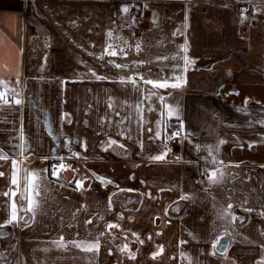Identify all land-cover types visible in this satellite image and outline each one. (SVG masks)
I'll return each mask as SVG.
<instances>
[{"label":"crops","instance_id":"crops-1","mask_svg":"<svg viewBox=\"0 0 264 264\" xmlns=\"http://www.w3.org/2000/svg\"><path fill=\"white\" fill-rule=\"evenodd\" d=\"M130 1L139 9L123 28L122 8ZM208 2L0 0V80L8 89V103H0V152L8 157L0 159V225L12 233L7 243L0 239V264H13L12 253L20 264H264V2L250 21ZM149 19L156 23L151 31ZM108 42L127 56L109 57ZM185 55L194 63L183 72ZM109 59L130 67L117 69ZM89 69L113 79L97 80ZM174 70L184 77L178 88H153L139 76L135 87L118 80L133 71L168 79ZM240 72L252 80L244 84L252 98L231 80ZM160 96L175 115L168 117ZM180 122L172 146L168 129L180 130ZM110 139L118 144L105 150ZM52 157H73L72 170L53 176ZM13 159L19 189L11 183ZM217 168L223 177L210 181L206 173ZM25 169L39 174L29 212ZM13 203L17 220L5 224ZM229 203L242 221L220 218ZM225 227L228 245L220 255L212 241ZM100 232L98 250L53 243L61 236L92 240Z\"/></svg>","mask_w":264,"mask_h":264},{"label":"snow or ice","instance_id":"snow-or-ice-1","mask_svg":"<svg viewBox=\"0 0 264 264\" xmlns=\"http://www.w3.org/2000/svg\"><path fill=\"white\" fill-rule=\"evenodd\" d=\"M122 11L124 13H127L129 11L128 7L125 6L122 8ZM133 22H135V18H132ZM176 33H173V35H175ZM109 37H111L112 33L111 31L108 32L107 34ZM135 47L137 49H139V44L135 45ZM104 53H106L109 57H115L118 54L122 55V56H127V52L124 50V48H120L119 49V53L117 51V48L113 46V44L111 42H108L104 48ZM185 51H187V49L185 48ZM103 58V56H101V59ZM166 59V58H165ZM184 60V67L182 69L183 72L187 71V67L190 63H194V61H191L190 58L188 56H184L183 57ZM108 64L114 65L115 68L117 69H129V64L128 63H117L115 60L109 59L107 61ZM136 64H142L144 63L143 61H138V62H134ZM176 68L178 69V66H176ZM89 71L91 72L92 76L95 77V79L97 80H107V79H113V77L107 76V75H98L94 70L89 69ZM181 70H174L173 71V76L175 77L174 81H169L167 78L164 79H150V78H145L143 75H141L139 72L133 71L131 73V75H120L118 77V80L120 83L125 84V83H131L133 85V87H135L137 85V80L135 79V77L139 76L140 80L143 81L144 84H150L153 86V88H166L171 86L172 88H178L180 87L183 83H184V77L182 74ZM8 89H7V85L5 83V81L0 80V102L2 103H8L7 99H6V93H7ZM151 95H155V93L149 92V96L148 98L151 97ZM161 102H162V108L163 107H167L168 112L167 115L168 117H172L173 115L176 114L175 110L173 109V107L171 105H164L163 104V96L159 97ZM15 103L17 105L21 104L22 101L20 99H15ZM245 103H247V98L245 99ZM111 106V105H110ZM151 110V109H150ZM64 115L66 114H62L61 115V120H63ZM69 123H71V120L68 121ZM163 121H158V123H162ZM183 130V123L180 122V130H177L175 132H173L171 134L172 137L178 136L180 135V131ZM149 131H151V129H149ZM160 131L158 130L155 135L156 137L160 136ZM51 135V133H50ZM151 139V137H150ZM220 144L225 143V141L220 140L219 141ZM113 144H118L117 141L115 140H109L107 145L105 146V150L107 149V147H110ZM67 146V145H66ZM119 147L123 148V145H118ZM251 146V145H250ZM197 149H199V145L196 146ZM208 151H209V155L212 156V161L211 163L216 164L217 160L216 157L214 155H212V148L211 146H208ZM78 155V154H77ZM8 157L3 153L0 152V159H7ZM162 156L161 155H157L155 157H153V159H161ZM45 159H47V157H45ZM62 159V158H61ZM219 163H222V161H220ZM59 168H64L66 167L63 162H61L58 166ZM4 175L3 172H0V176ZM52 175L56 176L57 175V166L53 165V171H52ZM206 175L208 176V179L210 181L216 180L218 177H223L224 175V170L222 168H217L215 170H212L210 172H207ZM18 177H19V169L17 167V161L15 159L12 160V172H11V183L13 185H17V188L19 189V184H18ZM39 178V174L35 171H28L27 169L24 170V183H25V187H24V191L22 193V196L27 200V207L24 209L25 212H29V211H34L37 201L34 199V195L37 194V189H38V184L36 183V181ZM97 179H99L103 184L107 185L108 183H112V181L107 180L106 178L99 176L97 177ZM83 183V178L76 180V185L77 187H81ZM5 195H7V193H5ZM12 195L15 196L16 192L13 191ZM182 199H187L188 197L186 195H182L181 196ZM111 206V205H109ZM232 207L233 205L231 203H229L227 205L226 208L221 207L219 215L220 218L224 219V220H228L229 217L231 218V221H236L237 219H240L241 221L243 220V217H237V215L232 211ZM240 207L243 209V204L240 205ZM175 210H179V209H175ZM245 211H249L251 212L252 209L248 208V209H244ZM17 220V209H16V204L13 203L12 204V210H11V215H10V219H8L7 221H5V224H11L14 221ZM87 223H91V221H87ZM113 227H119V225L117 224H112V223H108L107 224V228L111 229ZM3 228V225H0V229ZM104 235L103 232H100L97 234V236L92 239V240H87V239H83V240H71V241H64L63 236H61L59 238L58 241H54L53 243H55L58 247H65L66 244L70 243L72 245H74L77 248H81L83 250L86 251H93V250H98L100 247V237H102ZM133 235H136L135 233H133ZM224 235H228V228L225 227L224 230L220 233V235L216 236V238L212 241V248L215 250L217 245L220 244L221 242V237ZM142 243V241H141ZM181 243H184V241H181ZM128 249V245L124 244L122 247H120V251L123 252L125 250ZM163 249L161 248V251ZM154 256L156 255V253L153 254ZM181 255L183 256L184 254L181 253ZM129 256L130 258H134V255L129 252Z\"/></svg>","mask_w":264,"mask_h":264},{"label":"rangeland","instance_id":"rangeland-1","mask_svg":"<svg viewBox=\"0 0 264 264\" xmlns=\"http://www.w3.org/2000/svg\"><path fill=\"white\" fill-rule=\"evenodd\" d=\"M207 1H209L208 3H216V4L219 3V4L223 5V6L229 7L235 13V15L237 17H240V15H242V17L246 21H250V19L253 17L254 10L257 8V6L263 5V2H264V0H207ZM215 9H217V8H215ZM242 11H245L246 13L243 14ZM211 15L219 16L220 13H219V11L211 12ZM146 22L148 24V29H149L148 31H151L153 29V27H155L154 25H156V23H152L150 21V19L147 20ZM248 26L249 25H242L239 30L247 32V30L249 29ZM150 59H152V57L150 58L148 55L145 56V61H150L151 62ZM166 74H168V76H169L168 79L174 81L175 77L173 76L172 72L171 73L167 72ZM247 76H248L247 73L240 72V73H237L235 75V78H231V80L234 79L235 82L238 84L237 91H238L239 94H241V95L247 94L249 96V98H252L251 95L248 94V92H249V90H251V88L249 86L244 85L245 81H252L250 76L248 78H247ZM70 170H72V169H70ZM6 233H7V235L5 236L4 234H6ZM10 234H12V233L11 232L9 233L8 231L5 230L3 232V235H2V240L6 241V243H7V241H8L7 239H9V237H10L9 235ZM3 247L6 248L7 244H4ZM9 259H13V261H12L13 264H16V260H14V259H18V261H20L21 257L17 253H12L11 258H9ZM18 261H17V264H19Z\"/></svg>","mask_w":264,"mask_h":264},{"label":"built area","instance_id":"built-area-1","mask_svg":"<svg viewBox=\"0 0 264 264\" xmlns=\"http://www.w3.org/2000/svg\"><path fill=\"white\" fill-rule=\"evenodd\" d=\"M129 9V11L127 13H124L122 18H121V21H120V24H121V27L123 28H128L130 27L132 24H133V20L132 18H136V15H137V12H138V4L134 1H130V2H127L126 5ZM242 13H246L245 11H242ZM7 99V98H6ZM1 103V102H0ZM179 130L177 126H173L171 128H169L168 130V134H167V140L169 142L170 145L174 146V145H177L178 141H179V138H180V135L178 136H175V137H172L171 134L175 131ZM63 162V164L66 166L64 168H59V164ZM74 163H75V159L73 157L71 158H58V157H53L50 159L49 161V169L51 171H53V165H56L57 166V172L61 171V170H70L73 168L74 166Z\"/></svg>","mask_w":264,"mask_h":264},{"label":"water","instance_id":"water-1","mask_svg":"<svg viewBox=\"0 0 264 264\" xmlns=\"http://www.w3.org/2000/svg\"><path fill=\"white\" fill-rule=\"evenodd\" d=\"M156 20H157V15H154L153 18H152V21H156ZM117 151L119 152L120 149L118 148ZM122 154L126 156L128 153L125 150V151L122 152ZM227 245H228L227 239L226 238H221V242H220L219 245H217V247L215 249V252L217 254H220V255L223 254L225 252L226 248H227Z\"/></svg>","mask_w":264,"mask_h":264},{"label":"flooded vegetation","instance_id":"flooded-vegetation-1","mask_svg":"<svg viewBox=\"0 0 264 264\" xmlns=\"http://www.w3.org/2000/svg\"><path fill=\"white\" fill-rule=\"evenodd\" d=\"M53 158V157H52ZM51 159V158H50ZM50 159H48L47 160V166H48V168H49V161H50ZM50 170V169H49ZM51 171V170H50ZM61 171H65V170H61ZM61 171H59V172H61ZM52 172V171H51ZM59 172H57V173H59ZM5 230L4 229H2V230H0V239H2V235H3V232H4ZM5 236L7 235V233L6 234H4ZM14 260H16V264H17V261H18V259H14ZM21 261V260H20ZM20 261H18L19 262V264H20Z\"/></svg>","mask_w":264,"mask_h":264},{"label":"trees","instance_id":"trees-1","mask_svg":"<svg viewBox=\"0 0 264 264\" xmlns=\"http://www.w3.org/2000/svg\"><path fill=\"white\" fill-rule=\"evenodd\" d=\"M173 126H177V125H170V127L169 128H171V127H173ZM169 130V129H168Z\"/></svg>","mask_w":264,"mask_h":264}]
</instances>
